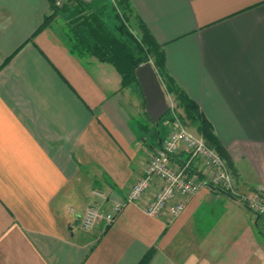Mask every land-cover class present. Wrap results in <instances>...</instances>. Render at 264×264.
Listing matches in <instances>:
<instances>
[{"label":"crops","instance_id":"obj_1","mask_svg":"<svg viewBox=\"0 0 264 264\" xmlns=\"http://www.w3.org/2000/svg\"><path fill=\"white\" fill-rule=\"evenodd\" d=\"M129 1L227 150L237 195L205 187L178 217L154 218L144 209L156 180L126 205L167 135H155L141 86L75 54L57 24L66 12L42 29L50 0H0V264H141L150 253L147 264H264V216L239 198L264 192V0ZM189 159L182 146L174 162ZM192 171L205 174L201 160ZM118 203L112 225L82 230L88 207Z\"/></svg>","mask_w":264,"mask_h":264},{"label":"trees","instance_id":"obj_2","mask_svg":"<svg viewBox=\"0 0 264 264\" xmlns=\"http://www.w3.org/2000/svg\"><path fill=\"white\" fill-rule=\"evenodd\" d=\"M52 14L45 19L42 26L47 28L61 12H71L67 24L70 30L66 33V41L70 49L80 57H93L99 62L113 66L122 77L124 88L131 85L140 87L137 79V70L148 63H152L167 96L176 103L177 113L182 124L187 130H194L201 136L206 144L216 151L231 168L227 150L218 140L213 127L201 113L199 107L186 95L170 76L163 46L158 43L147 26L138 20L136 22L139 35H134L129 24L133 11L129 0H117V10H114L115 29L108 23V14L105 6L93 9L81 2H76L75 7L65 6L59 9L54 0H50ZM115 6V5H114ZM169 116L167 112L155 123L154 133L162 135V125ZM151 253L141 264H147Z\"/></svg>","mask_w":264,"mask_h":264},{"label":"built area","instance_id":"obj_3","mask_svg":"<svg viewBox=\"0 0 264 264\" xmlns=\"http://www.w3.org/2000/svg\"><path fill=\"white\" fill-rule=\"evenodd\" d=\"M96 0H54L57 8L62 9L74 2L89 5ZM114 5L117 0H108ZM169 98V116L163 122L167 131L161 146L155 151L147 164L142 178L133 185L126 205H135L141 202L150 191L153 183L158 180L160 188L151 203L145 207V213L157 218L165 210H169L172 217H178L185 210V200L196 195L205 187L216 188L225 193L237 195L232 173L226 161L210 148L201 136L193 135L182 124L174 100ZM182 146L190 153V159L177 165L174 158ZM194 159L202 161L206 172L203 176L194 175L192 162ZM94 195L105 199V195L95 192ZM240 201L253 213L264 216V192L257 191L248 195H239ZM125 204L118 203L107 213L95 205L87 208L81 221L84 232H92L97 224L105 222L112 225L116 217L122 212Z\"/></svg>","mask_w":264,"mask_h":264},{"label":"water","instance_id":"obj_4","mask_svg":"<svg viewBox=\"0 0 264 264\" xmlns=\"http://www.w3.org/2000/svg\"><path fill=\"white\" fill-rule=\"evenodd\" d=\"M137 79L147 100V112L155 123L168 112L166 92L152 63L141 66L136 72Z\"/></svg>","mask_w":264,"mask_h":264},{"label":"rangeland","instance_id":"obj_5","mask_svg":"<svg viewBox=\"0 0 264 264\" xmlns=\"http://www.w3.org/2000/svg\"><path fill=\"white\" fill-rule=\"evenodd\" d=\"M105 2H107L104 6L106 8V14H108L109 18H108V23L110 24L109 27H111V29H115V14H114V10H117V5L114 6V4L108 0H104ZM114 7V10H113ZM67 16H63L62 18L59 19V22L57 23L58 26L60 27H64L63 30L69 31L71 28L70 26L67 24V20H70V17L72 16L71 12L65 13ZM130 30L133 32L134 35H139L138 29H137V25L135 24V22H130L129 24ZM117 71V70H116ZM118 72V71H117ZM119 73V72H118ZM150 124V121H149ZM152 124V123H151ZM163 126V125H162ZM162 132H165V127H162ZM190 132L195 135V136H199L198 133L194 130H190ZM163 134V133H162Z\"/></svg>","mask_w":264,"mask_h":264}]
</instances>
